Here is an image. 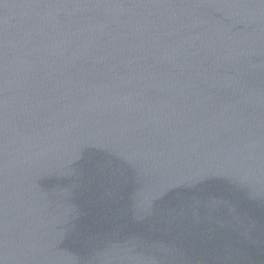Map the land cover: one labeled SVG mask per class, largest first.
Here are the masks:
<instances>
[{
    "label": "water",
    "instance_id": "1",
    "mask_svg": "<svg viewBox=\"0 0 264 264\" xmlns=\"http://www.w3.org/2000/svg\"><path fill=\"white\" fill-rule=\"evenodd\" d=\"M0 264H264V0H0Z\"/></svg>",
    "mask_w": 264,
    "mask_h": 264
}]
</instances>
